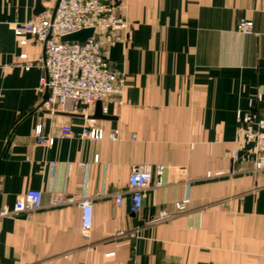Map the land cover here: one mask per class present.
<instances>
[{
  "label": "crops",
  "instance_id": "0c3cea01",
  "mask_svg": "<svg viewBox=\"0 0 264 264\" xmlns=\"http://www.w3.org/2000/svg\"><path fill=\"white\" fill-rule=\"evenodd\" d=\"M37 1L46 11L56 3L0 0V208L30 189L43 204L0 219V264H264V172L236 134L264 112V0H114L127 36L103 56L126 86L121 105L102 102L103 120L95 104L86 117L71 103L44 105V46L29 36L20 46L12 32L41 15ZM241 19L255 35L235 30ZM87 123L119 140L79 138ZM36 125L52 146L37 144ZM141 165L164 167L161 186L153 177L131 214L128 194L119 207L114 195ZM56 194L93 198L87 241L78 205L54 206ZM175 202L185 211L150 222Z\"/></svg>",
  "mask_w": 264,
  "mask_h": 264
},
{
  "label": "built area",
  "instance_id": "2783aa9c",
  "mask_svg": "<svg viewBox=\"0 0 264 264\" xmlns=\"http://www.w3.org/2000/svg\"><path fill=\"white\" fill-rule=\"evenodd\" d=\"M87 28H92L93 34L84 43L60 41L62 36ZM126 30V21L117 11L114 0H59L54 15L52 10L45 11L34 19L12 24V32L18 45L26 46L27 36H29L44 46L43 74L38 81L41 92L48 93L44 105L54 108L71 103V111L84 117L97 101L122 104L126 75L111 67L103 56V51L126 39ZM235 30L243 35H255L252 22L246 19L239 20ZM19 59L21 63H24L27 55L22 53ZM30 66L31 64L23 65L25 70H28ZM102 110L106 112V108ZM236 134L251 143L254 155L253 170L264 172V112L255 122H239ZM33 135L37 144L50 147L54 143L53 137L43 136L41 125L34 127ZM59 136L61 138L71 136L70 127H62ZM78 136L90 141L107 139L110 142H117L120 135L116 129L105 133L100 126L87 123L81 128ZM131 137L135 139L134 135ZM94 161L97 162V158ZM163 171L162 165L131 167L128 176V192L116 193L115 205L121 206L123 196L128 194L129 212L138 213L142 208L143 194L151 187L153 177L156 178L154 186H161ZM92 199L83 197L78 201L73 198L64 200L56 194L52 203L54 206L73 203L78 205L81 211L80 234L85 241L90 238L92 230ZM42 205L41 191L30 189L16 197L12 207H1L0 219L20 214L30 215L41 209ZM173 207L174 213L162 209L150 222L167 221L176 213L184 212L186 209L185 204L181 202H175Z\"/></svg>",
  "mask_w": 264,
  "mask_h": 264
},
{
  "label": "water",
  "instance_id": "95a60500",
  "mask_svg": "<svg viewBox=\"0 0 264 264\" xmlns=\"http://www.w3.org/2000/svg\"><path fill=\"white\" fill-rule=\"evenodd\" d=\"M103 1V0H100ZM59 0H56V3L52 9V14L54 15L57 5H58ZM46 11V9L44 7H42L40 5V2L37 1L36 2V6H35V11H34V15L35 16H39L40 14H43ZM93 34V29L92 28H87V29H83L80 31H77L75 33L66 35V36H62L60 37V41L61 42H77V43H84L87 39L91 38ZM44 50H43V55H42V60H44ZM47 96L48 93L47 91L44 92V96H43V103L47 100ZM94 119H99V120H103V119H107L109 117L103 115L102 113V103L100 101H97L95 103V113L93 115Z\"/></svg>",
  "mask_w": 264,
  "mask_h": 264
}]
</instances>
